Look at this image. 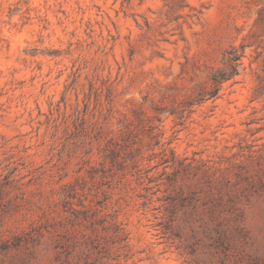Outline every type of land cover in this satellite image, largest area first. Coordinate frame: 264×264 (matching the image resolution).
Returning a JSON list of instances; mask_svg holds the SVG:
<instances>
[{"label":"rangeland","instance_id":"1","mask_svg":"<svg viewBox=\"0 0 264 264\" xmlns=\"http://www.w3.org/2000/svg\"><path fill=\"white\" fill-rule=\"evenodd\" d=\"M0 264H264V0H0Z\"/></svg>","mask_w":264,"mask_h":264}]
</instances>
